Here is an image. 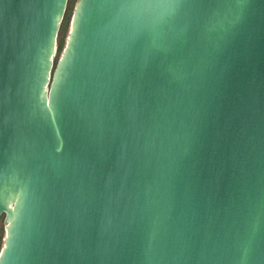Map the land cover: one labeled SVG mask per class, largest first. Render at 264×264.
I'll return each mask as SVG.
<instances>
[{"label":"water","instance_id":"95a60500","mask_svg":"<svg viewBox=\"0 0 264 264\" xmlns=\"http://www.w3.org/2000/svg\"><path fill=\"white\" fill-rule=\"evenodd\" d=\"M0 0V264H264V0Z\"/></svg>","mask_w":264,"mask_h":264},{"label":"trees","instance_id":"16d2710c","mask_svg":"<svg viewBox=\"0 0 264 264\" xmlns=\"http://www.w3.org/2000/svg\"><path fill=\"white\" fill-rule=\"evenodd\" d=\"M78 0H68L67 8L63 17V20L61 22L58 37H57V53L55 56V64L58 62L61 53L63 52V49L66 45V36L69 35V29H70V23L72 19V15L74 13V8ZM4 217L3 214L0 217V252L4 246V237H5V223H4Z\"/></svg>","mask_w":264,"mask_h":264},{"label":"rangeland","instance_id":"374dc122","mask_svg":"<svg viewBox=\"0 0 264 264\" xmlns=\"http://www.w3.org/2000/svg\"><path fill=\"white\" fill-rule=\"evenodd\" d=\"M75 9V8H74ZM72 17H73V15H72ZM71 21H72V19H71ZM69 27H71V23H70V26ZM69 31H70V29H69ZM69 34V33H68ZM67 38H68V35L66 36V42H67ZM62 54V53H61ZM5 223V222H4ZM5 234H6V228H5Z\"/></svg>","mask_w":264,"mask_h":264}]
</instances>
